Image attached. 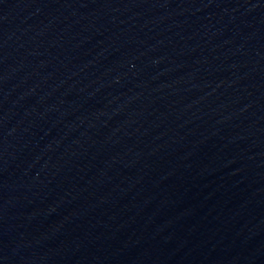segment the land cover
Here are the masks:
<instances>
[{"label": "water", "instance_id": "obj_1", "mask_svg": "<svg viewBox=\"0 0 264 264\" xmlns=\"http://www.w3.org/2000/svg\"><path fill=\"white\" fill-rule=\"evenodd\" d=\"M0 264H264V0H0Z\"/></svg>", "mask_w": 264, "mask_h": 264}]
</instances>
